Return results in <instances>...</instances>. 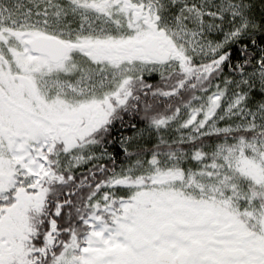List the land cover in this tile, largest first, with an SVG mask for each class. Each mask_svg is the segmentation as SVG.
<instances>
[{"label":"snow or ice","instance_id":"6c2138e0","mask_svg":"<svg viewBox=\"0 0 264 264\" xmlns=\"http://www.w3.org/2000/svg\"><path fill=\"white\" fill-rule=\"evenodd\" d=\"M0 264H264V0H0Z\"/></svg>","mask_w":264,"mask_h":264}]
</instances>
